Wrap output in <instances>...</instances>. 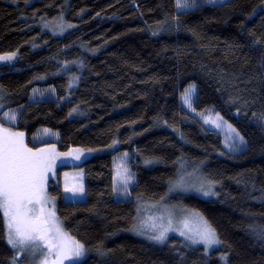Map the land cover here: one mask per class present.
Wrapping results in <instances>:
<instances>
[{"label":"trees","instance_id":"16d2710c","mask_svg":"<svg viewBox=\"0 0 264 264\" xmlns=\"http://www.w3.org/2000/svg\"><path fill=\"white\" fill-rule=\"evenodd\" d=\"M59 22L72 27L47 28ZM8 53L17 56L0 64L4 110L17 111L14 128L30 147L120 143L76 168L84 201H65L61 180L52 187L64 229L87 249L80 264H224L222 255L227 264H264V0L182 9L177 0H0V55ZM193 85L195 111L219 113L244 136L242 151L227 152L222 135L184 108ZM42 130L58 141L34 143ZM122 154L136 178L126 201L114 190ZM186 168L214 181L218 196L177 194L169 203L216 230L222 243L211 252L178 236L160 245L132 233L138 201L161 202ZM14 257L28 264L7 243L0 212V264Z\"/></svg>","mask_w":264,"mask_h":264},{"label":"snow or ice","instance_id":"6c2138e0","mask_svg":"<svg viewBox=\"0 0 264 264\" xmlns=\"http://www.w3.org/2000/svg\"><path fill=\"white\" fill-rule=\"evenodd\" d=\"M193 5L194 0L192 4L188 3V0H183V3L181 0H177L178 7ZM67 26L72 27L70 24ZM61 31H63V27H61ZM14 56L15 53H8L0 56V60H11ZM193 91L194 85L190 86L183 95L184 103L190 108L192 107L191 94ZM4 115L8 116L10 120L16 118L15 114L5 113ZM216 115L219 120H223L219 113ZM211 122L216 127H220L216 120ZM228 127L234 133V137L232 143L227 146L230 150L238 151L246 144L245 138L231 125ZM113 143L115 144L116 141ZM57 155L68 154L56 153L55 145L30 148L24 142L23 132L13 131L0 124V212H2L6 227L7 243L16 249L18 254L25 251L34 256L39 254L41 264H63L65 260L72 261V264H78V258L83 257L87 251L85 245L64 231L55 212L48 207L47 181L50 173L55 175ZM75 158L79 159V155L77 154ZM67 175L68 173H65L66 177ZM121 177V190L124 194H128V184L133 177L126 168L121 173ZM214 183V181L199 180L192 187H195L204 196H215L218 193L214 191ZM177 186L183 187L184 181L182 179L178 181ZM65 191L82 194L84 188L82 184L69 186L66 182ZM145 223L141 221L134 225L132 230L140 235L146 234ZM181 223L183 228L176 229L172 228L171 219L167 226L151 224L149 228L153 234L148 238L163 244L168 240L169 231L174 230L192 244H202L205 252L222 243L216 230L199 214H197L195 227L190 226L187 220H183ZM257 235L259 239L264 240V227L259 229ZM97 251L101 255L104 254L100 249ZM49 257H53V259H49ZM221 259L224 264H227L226 255H222Z\"/></svg>","mask_w":264,"mask_h":264},{"label":"rangeland","instance_id":"374dc122","mask_svg":"<svg viewBox=\"0 0 264 264\" xmlns=\"http://www.w3.org/2000/svg\"><path fill=\"white\" fill-rule=\"evenodd\" d=\"M193 0H188V3H192ZM195 1V0H194ZM226 0H209V2L214 3V4H220L225 2ZM183 3V0H181ZM179 8H189V7H179ZM61 27H63V31H61ZM47 28L52 31L55 34H63L64 32L67 31L69 28L68 26L64 25L63 23L59 22L58 24H47ZM3 56V55H0ZM17 55H15L11 60H0V64L7 63L10 61H13L16 58ZM195 87L194 91L191 94V102H192V107L190 108L186 103H184L183 97H182V104L184 108L191 113L192 115L196 116L199 118V120L209 129L215 130L218 133H220L223 137L224 141V148L227 152L230 153H238L244 149V146L238 150V151H233L230 150L229 147L227 146L228 144L232 143V139L234 137V133L229 129L228 123L225 122L224 120H219L217 118V115L213 112H207L204 114L197 113L196 111H193L194 104H195ZM6 106L5 103V96L2 95V92L0 90V124H3L4 127L11 128L13 131L20 132L16 130L14 127L17 122V111L15 110H4ZM5 113L15 114V120H10L8 116H5ZM75 115V114H74ZM216 120L217 123L220 124V127H216L215 124H213L211 121ZM207 121V122H206ZM233 128V127H232ZM49 140H56L58 141V134H55L53 132L47 131V130H42L38 135L34 138V143L36 144H41L42 142L49 141ZM24 142L27 144L28 147V141H27V136L24 134ZM47 145H55V152L58 154L62 153H67L68 155H57L56 158V165H55V175L49 174L48 181H47V196L49 198V203L48 207L51 208L56 216L58 217L57 214V208H58V198L54 197L52 194V187L57 186L58 182L61 180L62 182V188H63V198L65 201H73V202H82L86 199V192H85V175L84 172L80 169H76L80 167L84 162L90 160L91 158L97 156V155H103L107 153H112L115 152L119 146L120 143L117 140L115 144H113L111 147L106 148V149H99V150H87V149H72L69 152H61L58 149L57 144H47ZM47 145L40 146L37 148H43ZM34 148V147H30ZM76 150H81L77 152ZM79 155V159H76L75 156ZM129 159L130 156L128 154H122L119 155L116 160H115V198L118 201H126L131 198L130 190L135 184V174L133 171L130 169V164H129ZM62 168H71L70 170L63 171L60 177V169ZM128 169L132 175V180L128 184V194H124L121 190L122 187V177L121 173L123 172L124 169ZM65 173H68L67 177L65 176ZM184 181V186L183 187H178L177 182L180 180ZM199 180H205L208 181L205 176L202 174L200 169H190L186 168L185 170H181V173L178 177V179L173 183L171 190L167 194V196L159 203H148L146 201L139 200L138 201V211H137V220L135 225L139 224L141 221L146 222L145 223V228H146V234L140 235L137 232L132 230V233L143 237L147 240H150L148 238L149 235L153 234L151 232V229L149 228V225L151 224H163L165 226L168 225L169 219L172 221V228H183V224L181 221L187 220L190 224V226L195 227V221L197 218V214L202 217L200 213H198L195 210L190 209L187 206L184 205H177V204H171L169 203L170 198L174 197L177 194H186V195H197L200 196L204 199H214L217 198L218 195H209V196H204L201 192L197 191L195 187H192V185H195L198 183ZM68 183L69 186H78L80 184L83 185L84 192L81 193H73V192H66L65 191V183ZM214 191L216 192V186L213 185ZM59 219V217H58ZM204 219V218H203ZM205 220V219H204ZM60 221V219H59ZM63 229L64 226L62 222L60 221ZM66 232V230L64 229ZM67 233V232H66ZM68 234V233H67ZM69 235V234H68ZM70 236V235H69ZM171 236H178L183 239H185L184 236H181L178 231H169L168 233V239ZM71 237V236H70ZM73 238V237H72ZM186 240V239H185ZM153 243H157L153 240H150ZM187 241V240H186ZM191 243L190 241H188ZM166 243V242H165ZM163 243V244H165ZM161 245V244H160ZM191 245L197 247V246H203L202 244H192ZM220 246H214L213 248L209 249L208 252H211L212 250L217 249ZM16 250V249H15ZM17 251V250H16ZM19 259L26 258L28 264H41V257L39 254L37 255H32L30 252H23L18 254ZM87 257V251L83 257L78 258V264L82 263ZM49 259H53V257H49ZM63 264H72V261L70 260H65Z\"/></svg>","mask_w":264,"mask_h":264}]
</instances>
